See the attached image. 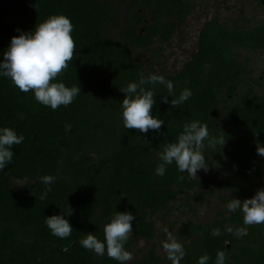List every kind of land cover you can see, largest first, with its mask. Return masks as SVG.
I'll return each instance as SVG.
<instances>
[{"label":"trees","instance_id":"trees-1","mask_svg":"<svg viewBox=\"0 0 264 264\" xmlns=\"http://www.w3.org/2000/svg\"><path fill=\"white\" fill-rule=\"evenodd\" d=\"M122 1L0 0V58L18 29L27 32L50 14H65L74 25L76 49L58 79L81 87L72 104L52 110L36 102L33 93L0 77V125L25 136L14 146L13 162L0 172V264H119L79 243L88 232L103 239V224L116 210L136 216L127 250L133 252L139 239L153 241V216L166 211L178 196L212 183L211 178L192 180L175 164L167 166L163 177L155 173L162 146L175 141L186 122L200 121L210 134L227 136L222 150L206 152L210 162L223 161L229 167L227 180L220 184L229 192L220 196L224 202L249 198L263 186L258 177L263 176L264 157L258 155L257 144L264 143V93L257 86L264 87V81L249 76L250 60L242 61L237 50H264V22L250 27L229 26L217 18L208 22L199 34L198 51L182 70L158 73L174 82L177 95L188 87L193 96L172 108L171 97L162 102L167 89L157 85L152 112L165 123L159 131L143 134L123 126L120 107L126 95L121 88L152 74L134 50L160 56L164 47L155 46L171 44L193 4L127 0L125 16ZM123 16L127 22L121 27ZM44 174L57 179L47 199L41 200L45 185L38 177ZM67 204L73 209L68 217L73 232L62 240L51 234L45 221ZM229 227H246L248 235L237 237L227 231ZM213 228L221 235H210ZM180 230L189 238L181 264H197L204 254L209 255V264H215L218 250L226 253L227 264H264V225H243L239 211L221 209L211 223L190 221ZM128 264L170 262L154 244Z\"/></svg>","mask_w":264,"mask_h":264},{"label":"clouds","instance_id":"clouds-1","mask_svg":"<svg viewBox=\"0 0 264 264\" xmlns=\"http://www.w3.org/2000/svg\"><path fill=\"white\" fill-rule=\"evenodd\" d=\"M257 2L264 3V0ZM73 30L71 19L62 13L50 14L27 32L18 29L19 34L12 36L0 58V77L10 79L24 93H33L36 102L52 110L72 104L81 93L80 84L69 87L58 77L74 58L76 45ZM157 85L167 89L168 95L162 97V102L168 103V98L171 97L172 108L183 105L194 94L192 89L185 87L177 95L174 82L163 74L141 75L138 81H131L121 88L126 93L120 105L126 129H137L140 133L147 134L150 130L159 131L164 125V120L152 112L157 103ZM24 140L23 133H18L11 126L0 125V172L13 162L14 146L21 145ZM226 142L227 136L210 134L206 124L200 121L186 122L175 141L162 146L160 163L155 173L163 177L167 166L175 164L181 173L196 177L199 170L209 169L206 152L216 148L222 150ZM257 153L264 157V143L257 144ZM38 178L45 185L40 199L46 200L57 177L44 174ZM227 211L241 212L245 226L264 225V188L243 200L234 197L227 203ZM72 212V207L67 204V208L62 209L61 213L46 216L45 223L53 236L63 240L72 235L73 226L68 219ZM135 219L136 216L131 211L116 210L103 224V239L98 238L95 232H88L81 237L79 243L97 256L107 255L119 264H128L134 256L125 245L133 232L132 222ZM227 231L237 237L248 235L246 227H229ZM210 235L220 236L221 230L213 228ZM162 247L170 264H181L187 254L183 243L170 232H167V239L162 242ZM63 250L67 251V248ZM209 260V255L204 254L198 258L197 264H209ZM215 264H227V256L223 250L217 251Z\"/></svg>","mask_w":264,"mask_h":264},{"label":"rangeland","instance_id":"rangeland-1","mask_svg":"<svg viewBox=\"0 0 264 264\" xmlns=\"http://www.w3.org/2000/svg\"><path fill=\"white\" fill-rule=\"evenodd\" d=\"M193 10L188 16L186 22L180 31L171 40V44H157L155 48H164L160 51V56H156L155 51L134 50V54L141 63L144 64L146 71L152 74L157 73L177 74L184 67L185 63L198 51V38L200 32L208 22L213 18L220 19L229 26H256L264 22V3H258L257 0H191ZM129 2L122 1L123 13L126 16ZM123 16L120 22L122 27L127 22ZM149 19H151L149 15ZM143 27V25L141 26ZM116 31H118L116 29ZM154 49V48H152ZM242 61L247 58L249 61V70H253L250 77L264 81V50L253 52L249 50H237ZM260 94L264 93V87L257 86ZM229 113L225 116L229 118ZM208 171L199 170L193 180L212 179V183L206 186L202 191L214 190L213 194H203L201 190L194 189L178 196L166 211L159 215L153 216L156 221V238L153 241L139 239L133 253V260L140 258L144 252L157 244V252L163 258L166 252L162 247V242L167 239V232H170L175 238L183 244L188 243L189 238L183 234L180 228L194 221L199 224L211 223L221 209L227 208V202H224L220 196L228 195L229 192L220 187L221 181L227 180L229 173L228 165L223 161L212 163L208 160ZM262 177H258L259 182H263L264 188V167L260 169ZM24 182H21V184ZM186 198V199H185ZM200 199H203L202 201ZM185 205H192L190 209ZM167 230V232L165 231Z\"/></svg>","mask_w":264,"mask_h":264},{"label":"flooded vegetation","instance_id":"flooded-vegetation-1","mask_svg":"<svg viewBox=\"0 0 264 264\" xmlns=\"http://www.w3.org/2000/svg\"><path fill=\"white\" fill-rule=\"evenodd\" d=\"M214 19V18H213ZM218 19V18H217ZM212 20V19H211ZM222 22V21H221ZM223 23V22H222ZM225 24V23H224Z\"/></svg>","mask_w":264,"mask_h":264}]
</instances>
